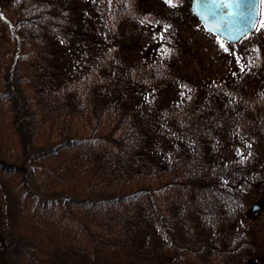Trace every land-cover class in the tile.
I'll use <instances>...</instances> for the list:
<instances>
[{"label": "trees", "instance_id": "1", "mask_svg": "<svg viewBox=\"0 0 264 264\" xmlns=\"http://www.w3.org/2000/svg\"><path fill=\"white\" fill-rule=\"evenodd\" d=\"M89 1L0 0L1 264H263L238 215L264 186V31L235 64L173 27L138 56L119 27L160 11Z\"/></svg>", "mask_w": 264, "mask_h": 264}, {"label": "rangeland", "instance_id": "2", "mask_svg": "<svg viewBox=\"0 0 264 264\" xmlns=\"http://www.w3.org/2000/svg\"><path fill=\"white\" fill-rule=\"evenodd\" d=\"M80 1V0H79ZM84 3H89V0H81ZM145 4L147 7H150L154 5V9L160 11L161 18H159L158 22H151V21H125L121 26L119 27L120 33H124L126 36L125 42L130 45L132 50L134 49L135 54L137 53L138 56H151V52L153 48L156 46L155 44V38L157 39V43L162 40L161 33H165L166 37L167 35H174L172 32L174 30L170 31L171 27L175 28L177 31V37L182 36V39H179V43L182 45V43L185 45L184 48L186 51H189L192 55H199L203 56L206 59L209 60H223L224 58L229 60V63L235 64L236 60L238 62L245 60V56L247 54L243 53L244 51L248 50L250 47H252L253 44H255L254 36H249L245 42H241L240 45H237L234 48L228 49L227 46L224 45V47H221L220 42H218L216 39H214L211 36H208L199 30L194 29L195 31H192V26L194 21L192 19V15L190 13V0H180L177 3H172L170 5L169 3H166V1L158 2L157 0H145ZM172 17V22L169 20V16ZM261 18L264 20V2H261ZM120 24L118 23L117 26ZM156 27V30L154 28ZM161 31H160V30ZM261 30V28H260ZM264 31V29H263ZM156 35V37H154ZM190 37L192 40L190 41H184L186 37ZM239 44V43H238ZM145 49H148L147 52H145ZM227 49V51L225 50ZM134 53V52H133ZM264 189V186L261 187L260 193L258 197L264 193L262 190ZM257 197V198H258ZM257 198L253 199L251 203H249V206L247 207L246 211H242L240 215H238L239 218L242 219L243 225H251L246 222L247 218L249 217L248 212L252 204L257 202ZM251 219V217H249ZM254 224H262L264 226V210L261 211L260 215L253 219ZM262 222V223H261ZM261 226V237L264 236V227ZM246 227V226H245ZM252 227V226H250ZM240 227L237 226V229ZM253 228V227H252ZM251 228V230H252ZM246 230V229H245ZM250 230V229H249ZM259 231V230H258ZM256 232V230H255ZM260 237V236H259ZM255 237L256 240H262L264 241V238ZM257 246V253H251L248 252L249 261H252L253 263H256V260H261V258H264V251H261L259 247L261 246V242L256 243ZM251 259V260H250ZM264 264V262H263Z\"/></svg>", "mask_w": 264, "mask_h": 264}, {"label": "water", "instance_id": "3", "mask_svg": "<svg viewBox=\"0 0 264 264\" xmlns=\"http://www.w3.org/2000/svg\"><path fill=\"white\" fill-rule=\"evenodd\" d=\"M259 7L260 0H192L191 3L192 13L203 28L230 44L254 30Z\"/></svg>", "mask_w": 264, "mask_h": 264}, {"label": "flooded vegetation", "instance_id": "4", "mask_svg": "<svg viewBox=\"0 0 264 264\" xmlns=\"http://www.w3.org/2000/svg\"><path fill=\"white\" fill-rule=\"evenodd\" d=\"M157 1L158 2H160V1L164 2L166 0H157ZM173 1H178L179 2L180 0H173ZM262 19L263 18H261V15H260V28L263 30L264 27H262V25H264V20H262ZM262 191L264 192V189ZM263 210H264V193H262V195L257 198V202L256 203L251 205V207L249 209V212H248V215H249V217H251V219H249V217H248L246 219L247 220L246 222H248V224H251L250 226H252L253 228L250 227L249 225H243L244 227L246 226L245 227L246 231H250L251 234L256 235V237L260 236L259 238H262V239L264 238V236L261 237L260 232H261V226H263V225L262 224H254L253 223L254 222L253 219H256L260 215L261 211H263ZM251 228H252V230H251ZM255 230H256V232H255ZM258 241L261 242V246L259 247V249L261 251H264V241H262V240H258ZM255 245L257 246L256 242H255ZM4 246H5V242H4L3 238H2V236L0 235V264H1V261H4V258H2L3 257V251H4L3 248H4ZM261 260L264 262V258L263 257L261 258Z\"/></svg>", "mask_w": 264, "mask_h": 264}, {"label": "snow or ice", "instance_id": "5", "mask_svg": "<svg viewBox=\"0 0 264 264\" xmlns=\"http://www.w3.org/2000/svg\"><path fill=\"white\" fill-rule=\"evenodd\" d=\"M234 2H235V0H234ZM261 2H264V0H261ZM166 3H169L170 5H172V3H173V0H166ZM237 7H239V4H237L236 5ZM262 27H264V25H262ZM221 47L223 48L224 47V45L223 44H221ZM226 51H227V49H225Z\"/></svg>", "mask_w": 264, "mask_h": 264}]
</instances>
